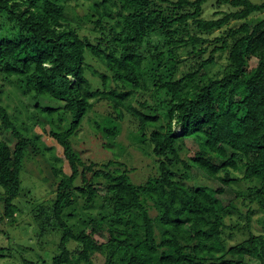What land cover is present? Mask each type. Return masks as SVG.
<instances>
[{
    "label": "trees",
    "instance_id": "trees-1",
    "mask_svg": "<svg viewBox=\"0 0 264 264\" xmlns=\"http://www.w3.org/2000/svg\"><path fill=\"white\" fill-rule=\"evenodd\" d=\"M262 12L264 0H0V133L16 139L0 138V224L24 230L25 210L35 224L18 246L6 231L0 264H264ZM99 100L114 110L91 119ZM127 115L154 156L140 183L72 144L87 118L112 146ZM40 122L71 171L51 155L55 196L36 201L20 190L26 160L46 154Z\"/></svg>",
    "mask_w": 264,
    "mask_h": 264
},
{
    "label": "rangeland",
    "instance_id": "rangeland-1",
    "mask_svg": "<svg viewBox=\"0 0 264 264\" xmlns=\"http://www.w3.org/2000/svg\"><path fill=\"white\" fill-rule=\"evenodd\" d=\"M91 2V0H79L80 3H87ZM94 1V0H92ZM254 2H261L262 0H253ZM75 2V1H74ZM86 5H78L76 7V11L80 14L85 15L87 13ZM214 8H211L209 5H206L205 13L207 17H212ZM258 15L263 16L264 12L257 13ZM84 26L85 23H83ZM220 32L219 30H215L211 36L218 35ZM89 61L95 65L100 70L104 69V66L99 62V59H94L89 57ZM256 63V58H250L249 59V66L254 65ZM218 67V65L216 66ZM112 74V72H110ZM91 76V74H90ZM95 83V81H94ZM95 84H98L97 82ZM8 89V86L6 87ZM16 100H9L6 98V95L3 97V102L9 103V107L11 110H13V106L15 104ZM51 102V105L56 106L58 103ZM32 107V105H30ZM113 105L109 103L107 100H99L95 103L94 109L92 112H90L89 117L91 119L100 118L106 114H108L110 111H113ZM25 112V111H24ZM24 120L27 122V118L25 117V114L22 115ZM31 122V121H30ZM29 123V122H27ZM121 126V132L118 134L117 138L115 139V142L112 143L113 145L110 147H104L103 143L106 142V139H103L101 137V134L98 133L95 130V127L93 125V121L88 120L87 118L83 121V124L81 128L79 129L78 133L72 137V144L75 149H77L82 157L86 161L94 160L97 162H104L108 161L109 159H113L116 161L111 166L112 168L120 167V163H117L119 161L124 162L127 164V166L130 169V176L133 181L136 183L144 182L150 174L156 172L155 162H154V156L151 154L150 149H142V146L146 148V143H143L141 140H137L134 138V133L136 132L137 125L134 121V118L130 115L125 116L120 121ZM178 127V126H177ZM176 127V128H177ZM49 129L50 125L47 124L45 128H42V124L35 123L32 126V130L40 135V142L43 146L45 155H39L37 157L28 158L25 163V169L22 173V184H21V190L20 195L28 197L30 194L34 195V198L36 201H42L44 199H48L50 197L55 196V188L53 189L52 185H50L49 181H52V171L50 167V157L58 156L60 158L56 160V164L61 167L62 171L65 173H70V166L68 164V161L66 157L64 156L63 147L56 141V139L49 135ZM176 132H180L179 128H177ZM0 138L6 139L11 146L15 143V138L11 134V131L9 129L2 130L0 133ZM187 147L189 149L190 155L194 153V151L198 147V142L195 139L193 135L187 136L185 138ZM149 148V147H148ZM48 177V181L44 182L42 180V177ZM100 180H103L101 178ZM204 182H207L211 185L216 186L218 183L208 180L201 176V179ZM109 192L111 191H117L115 188L108 189ZM30 193V194H29ZM235 195V192H231V190L226 191V193L222 196L226 201L228 202L230 198H233ZM29 199V197H28ZM19 202V201H18ZM20 203V202H19ZM25 206H29L28 203H23ZM254 217H256V214H254ZM23 226L22 231H19L15 228V226H12V220L6 219L4 222L0 224V227L2 228L3 232L0 234V244L1 245H8L10 240L8 238L7 232L13 233L14 238L12 239L14 243H17V246L19 244L25 243L24 240H30V234L32 231V226L34 227L35 224H32V219L29 218L28 212H19L17 216V220H21ZM231 219H228L230 221ZM253 225L256 230L260 229V225L256 222L255 218L253 219ZM7 231V232H6ZM97 238L99 240H105L103 235H97ZM9 260H14L9 258ZM17 261V260H15Z\"/></svg>",
    "mask_w": 264,
    "mask_h": 264
}]
</instances>
